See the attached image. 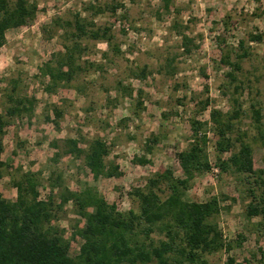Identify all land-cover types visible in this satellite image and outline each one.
Wrapping results in <instances>:
<instances>
[{
  "label": "rangeland",
  "instance_id": "374dc122",
  "mask_svg": "<svg viewBox=\"0 0 264 264\" xmlns=\"http://www.w3.org/2000/svg\"><path fill=\"white\" fill-rule=\"evenodd\" d=\"M29 1L38 4L36 19L9 30L6 44L0 49V112L7 106L11 79L21 80V93L36 96L37 104L31 118L16 119L5 129L3 159L9 166L0 180V193L15 200L14 181L33 172L40 177L39 190L45 198L49 175L59 170L71 189H81L89 182L120 212L137 210L138 200L132 192L144 186L153 174L171 168L176 177L185 176L177 153L187 148L190 120L196 117L208 122L211 169L194 175L185 197L206 201L213 195L229 196L217 221L227 241L236 240L239 234L246 237L242 246L230 252L222 250L205 256L210 264H226L229 256L235 257L237 264H245L250 257L253 263L262 259L264 237L254 226L259 219L247 216L253 177L221 171L210 111L229 110L233 96L238 98L243 110L236 121L238 133L245 134L253 146L255 168H264V136H260L253 116V109L260 107L264 133V0H171L170 10L164 9V0ZM90 2L106 6L105 11L89 15L83 9ZM115 5L122 7L113 13L110 7ZM76 12L93 19L97 26H110L114 46L120 51L113 52L103 40L85 38L88 50L83 60L101 63L103 69L85 71L73 85L49 93L39 68L65 44L66 30L55 20L70 19ZM250 34L263 38L247 41L253 53L242 62L240 80L231 83L226 75L230 68L220 61L217 37L235 48L239 39H248ZM184 35L192 40L190 52H186ZM145 66L147 76L137 78L135 74ZM206 99L209 105L200 112L201 101ZM54 107L63 112L59 126L47 120L48 116L54 120ZM95 136H101L110 146L107 162H115L121 175L94 179L83 159L62 155L55 161L54 154L64 149L66 138H79L84 146ZM154 136L159 142L151 141ZM141 158L149 162L140 163ZM79 220L69 203L56 222L71 239L72 255L79 252L82 242L75 235ZM151 238L158 240L164 234L156 231Z\"/></svg>",
  "mask_w": 264,
  "mask_h": 264
},
{
  "label": "trees",
  "instance_id": "16d2710c",
  "mask_svg": "<svg viewBox=\"0 0 264 264\" xmlns=\"http://www.w3.org/2000/svg\"><path fill=\"white\" fill-rule=\"evenodd\" d=\"M163 6L170 10L171 0H164ZM105 7L90 2L83 10L96 16L103 13ZM119 7L122 5L110 9L115 13ZM37 12L38 4L29 0H0V49L6 44L7 32L33 22ZM55 24L66 30V40L63 48L55 51L39 68L40 77L46 83L45 90L49 93L56 92L59 87L73 85V81L85 71L103 69L101 63L83 60L88 50V44L83 42L85 38L103 40L113 52L120 51L114 46L112 28L97 26L82 12H76L66 20L57 18ZM248 37L239 39L235 48L228 45L227 40L217 37L220 61L230 68L226 75L231 83L240 80L242 62L253 53L247 41H261L263 38L259 34ZM191 41L183 36L186 52H190ZM135 76L144 79L147 66ZM8 85L7 106L4 112H0V180L9 166L3 159L5 129L16 119L31 118L37 104L36 96L21 93V80L11 79ZM235 89L237 93L239 87ZM232 99L231 109L212 108L210 111V122L217 137V164L223 172L253 177V182L250 181L253 185L248 189L253 198L248 205L247 216L259 219L254 226L264 237V168H255L253 146L245 134L238 133L236 121L243 114L242 104L235 96ZM208 105V99L201 101L199 111H205ZM53 112L54 120L49 116L47 120L59 126L58 120L63 112L57 107ZM253 116L263 138L262 109L254 108ZM190 129L187 148L177 153L185 176L176 177L171 168L153 174L144 186L132 192L138 200L137 210L120 212L114 202H109L89 182L81 189H71L59 170L51 171L49 193L42 198L38 174L24 173L14 181L17 189L15 200H8L0 193V264H210L206 254L222 250L230 252L242 246L246 237L239 234L236 240L227 241L217 221L224 209L222 204L230 199L229 196L213 195L206 201L185 197L194 175L211 169L207 152L208 122L194 117L190 120ZM151 141L157 143L159 138L154 136ZM81 143L79 138H66L64 149L54 154L55 161L62 155L83 159L94 179L122 174L115 162H107L111 148L101 136H95L84 146ZM225 153L229 156L224 157ZM138 161L149 162L145 158ZM69 203L80 218L75 235L82 242L76 255L71 254V239L65 236V229L56 225ZM156 231L164 234V238L153 240L151 234ZM252 259H245V264H264V253L257 262L253 263ZM226 264H237L235 257L229 256Z\"/></svg>",
  "mask_w": 264,
  "mask_h": 264
}]
</instances>
